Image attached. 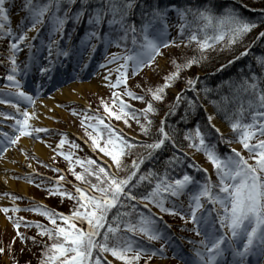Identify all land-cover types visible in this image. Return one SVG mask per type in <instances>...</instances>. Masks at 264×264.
Returning a JSON list of instances; mask_svg holds the SVG:
<instances>
[{
	"label": "snow or ice",
	"instance_id": "6c2138e0",
	"mask_svg": "<svg viewBox=\"0 0 264 264\" xmlns=\"http://www.w3.org/2000/svg\"><path fill=\"white\" fill-rule=\"evenodd\" d=\"M13 7L25 13L15 29L10 17ZM254 11L243 0L231 5L227 0H21L18 5L15 0H0V41L7 40V55L0 60V64H7L0 104H12L20 116L13 117V135L0 132L3 152L22 136L49 131L29 123L35 112L21 110L18 102L8 99L36 104V96L24 90L25 78H33L39 95L46 84L63 74L67 61L80 63L86 46L95 53L101 45L106 53L98 66L107 72L103 81L110 96L99 100L102 114L97 109L80 119L86 137L83 143L94 156L77 155L81 145L69 141L66 133L60 134L53 149L54 155L66 161V169L53 168L60 175L46 188L47 195L67 198L72 202L70 211L66 214L43 203L23 209L48 221L24 223L26 228L35 227L38 236L47 237L38 264H140L142 259L149 264L154 256H167L169 249L182 264H264V53L251 51L253 45L264 42V30L215 69L221 72L242 57L252 56L260 70L257 74L249 63V75L223 82L229 85L230 96L209 100L216 112L223 114L230 135L221 131L214 122L215 114L208 113L201 103V94L207 98L214 90L206 85L197 87L199 75L184 77L185 87L176 93L153 130L157 103L164 101L166 89L183 72L207 61L210 52L233 50L264 24V8L256 15ZM81 25L83 35L74 43L73 36ZM170 29L176 30L175 37ZM181 45H195V54L172 57V70L163 75L162 83L143 87L144 94L133 90L130 77L152 66L156 57L163 55L162 49ZM112 46L122 51L108 53ZM21 53L23 60H19ZM109 64L115 67L109 69ZM134 87L142 86L137 83ZM219 88L217 85L216 90ZM189 91L194 95L188 96ZM230 98L235 104L231 109ZM131 100L142 102L144 107L136 108ZM182 104V113L172 123L171 117L177 116ZM70 111L80 116L74 109ZM197 116L193 127L177 126L187 125ZM113 120L128 128L134 122L138 133L148 139L126 133ZM234 143L241 149L232 147ZM65 144H70V150H64ZM221 144L228 151L221 153ZM195 153L203 155L212 172L194 159ZM145 162L152 166L142 170ZM65 173L73 179L68 180ZM141 187L143 191H136ZM19 211L15 204L0 207L6 215ZM164 215L179 217L182 231L200 237L187 238L194 245L190 254L183 251L186 238L170 232L172 225ZM8 219L17 230L25 220L10 215ZM16 236L21 241L42 243L36 236L25 237L19 231ZM156 241H163L159 248L154 246ZM7 250L12 251V243ZM4 252L5 247H0V254ZM12 262L18 264L14 256Z\"/></svg>",
	"mask_w": 264,
	"mask_h": 264
},
{
	"label": "rangeland",
	"instance_id": "374dc122",
	"mask_svg": "<svg viewBox=\"0 0 264 264\" xmlns=\"http://www.w3.org/2000/svg\"><path fill=\"white\" fill-rule=\"evenodd\" d=\"M15 3L18 5L21 3V0H15ZM24 15L25 13L23 11H18L16 7H13L11 9L10 12L11 26L14 29L16 28V25L19 23L20 18L23 17ZM13 19H14V24L12 22ZM170 33L171 36L173 37L176 36V30L170 29ZM180 48L176 49L170 46L167 49H162L161 51L163 55L157 56L152 66L145 67L140 74L130 78L129 84L130 86H133V90L138 91L141 94V91L143 92V87L155 86L158 83H162L163 75L166 72L172 70L170 59L172 57H176L175 55L178 53L176 52V50H181ZM6 49H7V40L0 41V60L5 59V56L7 55ZM111 49L115 50L116 47L112 46ZM114 67L115 65H112L107 68L111 69ZM6 68H7L6 63L0 64V70H2L1 74L6 73ZM104 71L105 69L100 70L97 73L98 75H96L92 80L86 79L85 81H77L78 83L76 82L77 85L82 83L90 84L96 82L95 83L96 86L94 88L86 87V85L81 89V91H78L75 87L71 88L70 91L73 94H76L79 99H72L66 102H62L60 100L61 101L60 103L72 102L76 105H70L66 107V110L63 108H61L62 110L59 109V111L55 109H51L48 110V113H45L43 110H39L38 108H36L33 111L35 112V117L31 118L29 120V123L33 126H37L39 124L38 122L42 123L44 120L50 121L46 118L49 117L53 121V124L59 127L58 129H55V131H53L52 133L54 137L58 139V141L60 139L61 133H66V134L68 133L67 135L69 141L75 140L76 143L82 146V150H77V155H79L80 154L79 152L81 151L84 152V150L86 149L89 150V148L85 146V144L83 143V139H86V137H84L83 130L80 126V119L85 113H87L84 109H89V110H93L92 108L99 109V111L103 113V108L102 106L99 105V100L100 98L108 99L110 96V90L107 87L106 83L103 81L104 76L102 77V75L107 74V72ZM197 73L201 74L202 71H198ZM114 77H115V73L113 72V78ZM94 80L96 81L93 82ZM137 83H139L142 87L140 88L134 87ZM184 85L185 83L183 82L182 86ZM169 90L171 94L176 96L175 94L179 89L177 87H171L169 88ZM84 101H86V103H84ZM141 107H144L143 103L141 104ZM55 108L57 107L55 106ZM71 109H74L77 113H80V116H74L70 111ZM37 118L39 119V121H37ZM56 119L58 120V122H56ZM52 121L50 122L52 123ZM117 124L124 127L122 122H118ZM216 124L218 127L221 128V131L225 132L226 130H228V128L225 125L222 126V124L220 123H216ZM128 129L130 135L137 136L136 134L138 133L137 125L134 122L131 125V128ZM20 140L21 138L19 139V141ZM58 141H55L54 139L51 142H47L50 145H42L45 148V150H47V155L44 158L35 157L36 154H33L31 150L29 151L19 146L18 148H16V150H13L18 152L19 155L18 159H14L12 157L10 159V155L8 156V160L5 159L7 161H11L12 166L10 170L6 173L7 181H0V207L11 208L13 204H15L16 206L27 207L33 202H41V203L50 202L51 204H55V206H58L64 210L71 209L72 202L63 200L59 197L49 196L47 195V191H46V188L51 183L50 181H54V178L60 175V173L53 171V168L58 167L61 169H66V161L63 159V157H61L58 154L54 155L53 153V149L56 147ZM46 147H48V149H46ZM234 147L240 149L239 145H234ZM63 148L65 151L70 150V144H65ZM45 165H48V167H45ZM205 166L207 167V164ZM207 168L211 169L210 166ZM34 172H39L44 176L34 174ZM65 174L67 177L68 176L71 177L67 173ZM29 177L33 179V183L28 182L27 178ZM9 183H13L16 189L11 190L10 188H8L7 184ZM21 183L24 184L28 183L27 184L28 188L26 189V193L20 192V190L24 188ZM35 184L40 186L38 187ZM5 193H8L10 195H5ZM12 196L20 197V199L12 200L11 199ZM29 214L33 215V212H24L23 215L19 213L18 214L11 213V212H9L6 215L5 213L0 212V247H5V252L0 254V264H13L12 262L13 256L15 257L16 261H18V264H32V263L38 264V257L41 255L40 249L43 247V242H48L47 237L38 236L37 229H35L34 227L22 228L20 226V228L17 230L13 227L12 220L8 219L9 215L12 216L13 219H15L17 217L25 218ZM34 214L36 215L35 218L39 217V214L37 213ZM25 221L26 220L22 222ZM189 227H191L190 224ZM17 231L23 233L25 237L36 236V239L38 241H42V243L33 244V242L30 239L21 241L20 238L16 236ZM13 238H15L14 242H13ZM9 243H12L11 252L7 250V246L9 245ZM140 263L144 264V261L141 260ZM149 264H169V263L168 261L167 263H165L164 260L152 258L149 261Z\"/></svg>",
	"mask_w": 264,
	"mask_h": 264
},
{
	"label": "trees",
	"instance_id": "16d2710c",
	"mask_svg": "<svg viewBox=\"0 0 264 264\" xmlns=\"http://www.w3.org/2000/svg\"><path fill=\"white\" fill-rule=\"evenodd\" d=\"M236 2H238V0H227V3L229 5H231L232 3H236ZM243 3L250 5L252 7V9L255 10L253 12V15L258 14L259 9L264 8V0H243ZM246 15H247V13H246ZM134 19H135V17H134ZM137 23H139L138 20H137ZM261 30H264V24H259L256 29H254L251 33H249L244 38V41L242 43L233 46V50H225V51H219L218 50V51L210 52L209 58L207 61H205L202 65H199V66L194 65L191 69H188L185 72H183L181 74V78L178 79L173 84L172 87H177L179 89V92H180V90L185 87V85L182 86V83L183 82L185 83L184 77H188V76L195 77V76L199 75L197 73L198 71H202V73H204V75L199 76L201 83L198 84L197 87H203L206 85L207 87L213 89L214 91L212 93H210L207 98H205L203 96V94H201V103L204 106L205 105L211 106L213 108V110L215 111V113L217 114V116L222 121L226 122L223 118V114L217 113L216 108L212 104L209 103V100H219L222 95L230 96L229 85L227 83H223V82L224 81H233V82L239 81L241 79L242 75H245V76L249 75L248 70H247V65L249 63L252 64V67H253V69H255L257 74H259L260 70H259V67L256 65V62L252 56L242 57L240 60L236 61L233 65L227 67L225 70H223L221 72H217V71H215V69L218 68L221 63H226L227 60L232 59V56L234 54H238L239 51H242L244 46L247 45L248 43H250L255 38V36L258 34V32ZM181 47H183V48H180L181 50H176V52H178L175 55L176 57L181 58L183 56H190V55L195 54V45H190L188 47H184V45H181ZM176 49H179V48H176ZM251 51L255 54L264 53V42H258L257 44L253 45ZM241 69H243L244 71L241 72ZM217 85H220L219 90H216ZM262 86H264V85H262ZM166 92H167V95H166L164 101L157 103V107L159 108V112L153 118L155 121L153 130H155V127L158 126V124H159L160 118L168 110L167 106L175 99L173 94L170 93L169 89H166ZM141 94H144V93L141 91ZM187 95L193 96L194 94L191 91H189L187 93ZM139 102L140 101L133 100L132 104L139 103ZM234 106H235V104H234V102L231 101V98H230L229 104H228L229 109H231ZM183 107H184V105L182 104L180 109L178 110L177 116L171 117L172 123H175L177 121L179 115L183 111ZM199 111L202 113L203 108L199 109ZM196 119H199V116H197L193 120H189L187 125H184L183 123H181L177 126L181 127V128L193 127ZM203 123H204V121L201 120V124H203ZM140 139H148V138L141 136ZM218 149L221 153L228 151L226 146H224L222 144L218 145ZM195 154H201V153H195ZM165 155H167V153H165ZM161 159H163V156H161ZM150 166H152V165L149 162H145V164L142 165L141 168H142V170H146ZM189 171H191V170H189ZM121 174L123 175V173H121ZM213 180H215V178ZM141 191H143V187H141ZM69 207H70V205H69ZM65 210L70 211V209L69 210L65 209Z\"/></svg>",
	"mask_w": 264,
	"mask_h": 264
},
{
	"label": "bare ground",
	"instance_id": "6f19581e",
	"mask_svg": "<svg viewBox=\"0 0 264 264\" xmlns=\"http://www.w3.org/2000/svg\"><path fill=\"white\" fill-rule=\"evenodd\" d=\"M14 23V21H13ZM32 33H30L31 35ZM96 80H94L93 82H95ZM96 83V82H95ZM95 83H82V84H71L67 87H62L60 88V90H58L53 96H49L48 98H44L42 100H40L36 105L39 110H43L45 113H48V110L51 109H55L57 111H59L58 108H55L56 104L59 102H66L68 100H72V99H79L77 97L76 94H73L70 90L71 88L75 87L78 91H81V89L86 85V87H90V88H94L96 86ZM61 100V101H60ZM84 103H86V101H84ZM31 112H33V110H31ZM53 112V110H52ZM43 119V118H42ZM44 120V119H43ZM215 122L218 123L217 119H215ZM43 124L45 125H51L50 121H43ZM19 146L27 149V150H31L33 153H36L37 155L41 156L42 158H44L47 155V150H45V148L39 144V143H34L31 140L28 139H21L19 141ZM11 152L8 151L6 154H4V156L0 159V181H7V175L6 173L10 170L12 164L11 161H7L8 160V156L10 155V159L11 157L14 159H18V152L17 151H13L11 154ZM7 159V160H5ZM14 169V168H13ZM22 186L24 187L22 190H20V192L22 193H26V189L28 188L27 184L21 183ZM7 187L10 188L11 190H15L16 187L14 186L13 183H9L7 184Z\"/></svg>",
	"mask_w": 264,
	"mask_h": 264
}]
</instances>
